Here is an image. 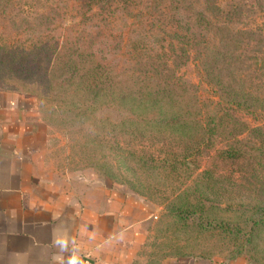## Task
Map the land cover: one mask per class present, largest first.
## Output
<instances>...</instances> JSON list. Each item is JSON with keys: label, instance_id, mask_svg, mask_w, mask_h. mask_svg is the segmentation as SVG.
Masks as SVG:
<instances>
[{"label": "trees", "instance_id": "16d2710c", "mask_svg": "<svg viewBox=\"0 0 264 264\" xmlns=\"http://www.w3.org/2000/svg\"><path fill=\"white\" fill-rule=\"evenodd\" d=\"M17 2L0 0V14ZM49 11L62 31H38L30 49L0 42V62L17 70L34 62L40 71L45 58L43 79L34 81L55 90L56 101L72 84L155 109L158 123L133 130L153 148L129 152L172 177L189 172L196 187L176 197L175 212L204 229L244 225L250 235L263 227L264 0H54L38 13L40 24H52ZM199 185L228 193L243 223L195 205Z\"/></svg>", "mask_w": 264, "mask_h": 264}, {"label": "rangeland", "instance_id": "374dc122", "mask_svg": "<svg viewBox=\"0 0 264 264\" xmlns=\"http://www.w3.org/2000/svg\"><path fill=\"white\" fill-rule=\"evenodd\" d=\"M15 1H18L16 8L0 14V42L18 43L19 47L30 49L29 41L36 38L38 31L54 38L62 31L55 24V11L43 14H49L46 21L52 24L38 22V13L54 0ZM23 29L26 31L22 32ZM32 63L36 64L29 62L27 65L30 70ZM45 66V58L40 71L31 72L17 70L9 61L0 62V93L23 94L37 103L46 126L47 165L55 183L62 189L79 190L102 182L125 187L139 198L146 208H140L141 217L146 218L145 236L140 247L145 264H165L171 259L264 264V226L249 235L244 225V229L238 231L204 229L193 219H182L172 208V203L181 199L176 200V197L189 189V184L196 187L189 172H183L180 178L172 177L168 170L149 166L129 152L136 153L134 147L136 149L138 144L145 149L153 148L133 130L138 129L140 123H158L155 109H145L135 102L122 103L117 95L102 93L96 97L81 85L72 84L56 91L60 99L56 101L55 90L51 93L41 87L42 83L35 84L34 81L43 79ZM52 74L59 73L53 68ZM145 111H148V119H139L137 114ZM134 116L137 121H132ZM158 141L160 139L156 143ZM199 187L203 197L200 200L191 197L195 205L208 207L210 217L243 223L234 212L237 203L228 193L206 190L205 185Z\"/></svg>", "mask_w": 264, "mask_h": 264}, {"label": "crops", "instance_id": "0c3cea01", "mask_svg": "<svg viewBox=\"0 0 264 264\" xmlns=\"http://www.w3.org/2000/svg\"><path fill=\"white\" fill-rule=\"evenodd\" d=\"M46 155L37 103L0 93V264H145L141 200L102 182L62 189L50 176Z\"/></svg>", "mask_w": 264, "mask_h": 264}]
</instances>
